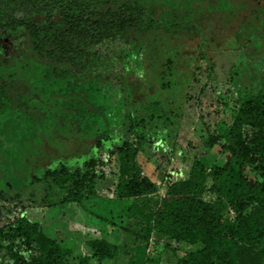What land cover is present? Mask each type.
I'll use <instances>...</instances> for the list:
<instances>
[{"label":"trees","instance_id":"obj_1","mask_svg":"<svg viewBox=\"0 0 264 264\" xmlns=\"http://www.w3.org/2000/svg\"><path fill=\"white\" fill-rule=\"evenodd\" d=\"M243 1L261 37L263 5ZM162 6L161 0H0V46L4 38L13 48L30 42L39 60L56 64V83L76 94L63 104V111L34 113L35 104L15 99L6 75L0 78V264H43V257L33 256L36 247H45L47 261L57 250L38 224L26 218L8 220L10 203L40 201L50 209L87 204L106 186L104 163L97 153L109 147H115L111 154L121 164L119 198H127L126 178L142 150L167 145L179 125L180 104L169 110L164 101L180 88L185 94L177 98L187 102L196 78L195 72L187 71L196 58L190 63L181 46L186 40L180 38L184 32L193 38L203 32L186 23L165 24L158 13ZM190 11L198 13L195 21L204 28L214 20L201 10ZM215 32L206 38L211 34L214 42ZM258 54L253 52L255 60L264 58ZM206 62L210 66V60ZM10 64L11 55L0 48V70ZM256 73L264 80V71ZM252 85L256 88L241 90L243 116L256 110L264 113V82L256 78ZM203 126L205 137L190 171L170 181L148 234L178 245H202L176 264H264L263 147L244 143L241 116L221 135L205 122ZM221 155H226V162L218 166L214 161ZM207 161L212 190L219 195L215 204L202 199ZM224 205L233 210L232 221L224 217ZM92 249L102 261L112 260L118 251L102 241L93 242Z\"/></svg>","mask_w":264,"mask_h":264},{"label":"rangeland","instance_id":"obj_2","mask_svg":"<svg viewBox=\"0 0 264 264\" xmlns=\"http://www.w3.org/2000/svg\"><path fill=\"white\" fill-rule=\"evenodd\" d=\"M161 1L163 6L158 13L163 15L161 18L165 24L186 23V26L203 32L198 38L184 32L180 39L186 42L176 39V42H183L181 46L184 55L191 59L190 63L196 58V64L191 63L187 70L196 74L188 101L184 103V100L177 98L185 94L180 88L179 91H173V97L168 96L164 101L169 110L180 104L176 111L179 125L171 131L164 148L146 146L137 157L135 166L126 178L127 198H119L121 164L118 156L111 154L115 147H109L100 155L97 153L104 163L102 170L106 174V186L100 188L96 196L89 198L87 204L77 203L50 209L40 204V201L35 204L10 203V213L6 211L5 214L8 220L26 218L32 224H38L40 231L56 245L57 250L49 255L48 261L45 247H36L33 256L36 259L43 257V264H176L189 252L198 251L202 245L184 247L157 233L150 236L148 233L153 223L152 217L162 209L170 181L178 180L190 171L194 154L200 151L205 137L204 122L221 135L223 129L241 116L244 121L242 140L248 146L255 143L262 145L264 152V113L259 110L247 116L240 113L241 90L256 88L252 85L256 78L264 82L261 80L263 74L258 77L256 73L264 71V58L255 60L257 56H253L254 51L259 52V57L264 55V29H259V37L253 27V16L248 13L243 0H224L223 5L215 9L212 5H220L222 0ZM245 3L253 7L263 5L259 12L264 14V0H245ZM191 7L205 12L207 17L213 16L214 20L207 24L209 28L196 23L198 13L191 12ZM244 13L247 14L243 16ZM216 28L221 33L215 32ZM211 32H215L214 42L211 34L210 39L206 38ZM0 48L11 55V64L0 70V78L6 75L5 79L15 99L21 97L35 104L31 106L34 113L54 114L59 109L63 111V104L76 98V94L66 91L64 84L56 83V64L47 59L39 60L30 42L13 48L11 40L4 38ZM161 49L166 50L165 47ZM208 59L211 68L206 62ZM188 62L189 59L185 60V63ZM233 66L239 75L232 74ZM239 76L240 82L235 83ZM142 96L145 97V94ZM214 162L223 166L226 155H221ZM204 165L207 179L202 199L209 204L219 203V195L212 190L209 162ZM257 177L260 182L263 181L259 175ZM37 189L41 191V188ZM223 215L232 221L234 212L224 205ZM147 236L148 242L144 240ZM95 241L117 246L115 258L100 260L92 249Z\"/></svg>","mask_w":264,"mask_h":264},{"label":"crops","instance_id":"obj_3","mask_svg":"<svg viewBox=\"0 0 264 264\" xmlns=\"http://www.w3.org/2000/svg\"><path fill=\"white\" fill-rule=\"evenodd\" d=\"M180 246H184V247H187V245H180Z\"/></svg>","mask_w":264,"mask_h":264}]
</instances>
